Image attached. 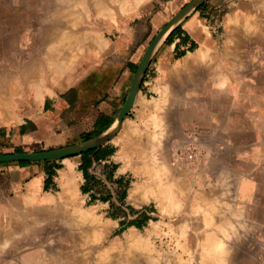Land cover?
<instances>
[{"label": "crops", "instance_id": "0c3cea01", "mask_svg": "<svg viewBox=\"0 0 264 264\" xmlns=\"http://www.w3.org/2000/svg\"><path fill=\"white\" fill-rule=\"evenodd\" d=\"M98 1L95 0L94 21L101 19L97 17L101 11ZM182 1L127 0L122 5L124 9L110 17L119 21L112 26L116 36L110 44L103 45L101 32L95 30L94 39L88 41L85 32L58 35L49 41L44 51L51 54L47 56L52 57L56 66H43L46 70L43 68L45 71H39L36 77L33 65L29 72L24 70L13 76L9 86L0 90V153L17 148L53 149L83 141L88 133L92 138L96 136L94 132L108 128L125 100L134 64L151 31ZM16 2L17 17L23 19L20 26L28 20L33 33L37 29L32 21L36 22L38 17V0ZM261 2L208 0L211 13L222 10L218 32L207 25L199 10L188 14L180 23L196 43L195 48L175 58L174 42L159 46L151 62L154 74L144 81V89L151 95L147 97L139 91L136 97L143 104L134 101L131 108H142L140 137L135 139L140 138L141 142L144 191L140 198L138 193L131 194L134 186L130 187L126 199L155 210L146 213L158 217L161 243V230L169 232L163 236V242L173 246L174 260L180 264H264ZM6 3L0 0V27L7 18ZM250 21L255 27H242ZM16 30L26 33L28 28ZM69 34L81 36L68 39V44L53 45ZM151 117L157 118V125L149 123ZM113 145L116 144L107 141L96 147L111 153L93 161L90 173L95 164L118 161L119 150ZM135 155L133 148L126 150L128 162ZM80 162V154L54 162H0L1 251L9 242L14 245L12 258H22V229H35V223H39L36 216L52 213L54 193L60 196L59 192H64L70 176L75 178L77 193L80 192L79 186L84 182L78 169ZM48 176L52 182L44 189ZM112 176L117 177L118 172L113 171ZM83 194L89 197V191ZM212 202L217 208L213 211L208 209ZM153 224L149 219L143 234L149 237L154 232ZM36 236L37 233L29 234L25 242L34 243ZM219 243L226 249L221 257L226 259L223 262H219L215 249H206V245ZM42 248H33L29 254L35 250V254L42 253Z\"/></svg>", "mask_w": 264, "mask_h": 264}, {"label": "rangeland", "instance_id": "374dc122", "mask_svg": "<svg viewBox=\"0 0 264 264\" xmlns=\"http://www.w3.org/2000/svg\"><path fill=\"white\" fill-rule=\"evenodd\" d=\"M16 1L19 0H6L7 18L5 22H1L0 27V90H5L9 86L8 84L10 83L11 78L17 76L18 73L23 72L24 70H28L27 72H29V69L33 65H42L47 55H51L44 51L47 48L46 45L49 44V41L55 38V36L65 35L70 32H85L88 41V38H93L92 33L95 30L96 32H101L103 45L106 43L110 44L111 40H114L116 36V31H114V29L112 30V26L119 22L114 19L111 20L110 17L115 16L114 13L117 10H123L124 8L122 5L125 6L127 0H99L98 2H100L99 5H101V11L99 10L97 12V17L101 19H97L96 21H94L95 0H38L36 13L38 17L36 22L32 21L34 27H37V29H34L33 33H30L29 31L28 20L25 21L26 25L20 26L23 19L21 20L17 17V13L14 9V4L17 3ZM188 1L189 0H184L179 5L175 6L166 18L159 23L158 27L151 31L148 42H146L143 48V52L138 55L139 57L134 64V73L153 36L166 23V21ZM207 2L208 0H205L201 3L203 6L198 8L201 5L200 4L195 10H199L200 16L205 18L207 25L218 32L221 28L220 21L222 10L211 13V10L207 6ZM27 7L29 8L30 6ZM66 10L68 11L65 12ZM68 14H76L73 15L75 16V19H69L68 17L70 15ZM178 25L181 26V23ZM254 25L256 24L254 23ZM23 26L28 28L26 33L17 32L16 29L20 27L23 28ZM181 28L185 31L182 26ZM175 41H177V38L173 42L175 43ZM163 44H165L164 41L159 46H162ZM156 52L152 55L139 86V91H142L143 95L146 94L147 97H149L151 93L145 91L144 81L148 80L154 74L151 62L154 60ZM44 71L45 70H42L39 73ZM39 73L33 75L37 77L39 76ZM136 96L134 101H138L139 99V97ZM140 100L139 102H141ZM137 103L138 102L135 104ZM140 108L141 107L139 106H135L133 110L130 109L127 116L124 118L129 123L135 125V128L138 129V133L134 134L132 139L125 140L123 138L124 131L122 130L123 119L121 128L118 130L120 134L123 133V137L121 138L117 131L108 140L116 144L113 145V148L119 150L117 153V157L119 158L118 161H111L107 165L95 164L91 169L92 173L90 174L94 177L95 181L93 182V191L92 193H89V197L84 196L83 192L80 190V186V192H76L77 195L75 193L73 198H69L65 192L60 191V196L58 195V192H55L54 195L56 197L52 202V213L43 214L42 216L39 214V217L36 216L41 222L39 220V223H35V229H22V258L20 260L12 258L14 245L7 242L3 251H1L2 248L0 250V264H38L46 262L45 260L49 257L50 259L54 257L52 260L55 259L54 262L58 263L61 261V257L65 256V254H69L70 256V258L64 260L65 264H180V261L174 260L173 246L167 245L163 242V236L167 235L169 232L165 233V230H161L163 240L161 243L158 235V217L146 213L155 210L152 207L148 208V206L142 205L141 203L133 204L132 201H127L126 199V191L128 188H133V186L137 184L142 186L141 142L140 138H137V140L135 139L136 137H140L141 132L140 128L143 117ZM150 119L151 125H157V118L151 117ZM129 148H133L137 155L128 162L125 155L126 150ZM112 165L117 167L114 171L118 172V176H112L110 178L108 177V171L111 169ZM51 172L49 173L51 174ZM116 179L118 181H116ZM47 181L52 182L51 176L47 177ZM152 186L153 185H151V187ZM154 187L150 190H154ZM122 193H124V198H121ZM91 195H95L97 198L92 199ZM104 196L108 198L106 201L101 199ZM138 201L140 202V200ZM91 206H96L95 213L96 215H99L100 218H98L100 222H98V220H91V222L87 221L89 219H85L86 221L84 220L82 210ZM144 208H146V211H144ZM114 213L117 214L118 217L114 218ZM145 213L149 216V219L154 221L152 229L154 232L149 237L143 234L144 228L147 227L149 220L141 227L129 225L130 220L140 219ZM202 214L204 216V213ZM80 215L84 221H81L82 218ZM196 216L198 215L196 214ZM79 218L81 219L79 220ZM106 220H108V225L102 223V221L105 222ZM77 221L82 223L81 227H84V230L81 229V231L83 232L78 231L80 224L79 226L76 225L78 223ZM93 222H95L96 225L95 223L93 224ZM100 225H103L101 229H104V231L101 234H98L96 231L97 228L101 227ZM93 227H96V230ZM31 233H37V236L34 243L29 244L26 243L25 240L27 241L26 236H29ZM95 233L96 236L94 235ZM129 236L134 239V241L131 239L133 242L129 241ZM137 237L140 239H137ZM111 241L115 243V247L112 246L105 255H103L102 252L99 259L97 250H100L101 252L106 246L110 245L109 242ZM45 245L60 247L63 252L58 255H52L50 249L49 252H47V255L42 253L35 254L37 253V250H35L34 254H29V251L33 248H41L45 247ZM133 247L135 249H133ZM206 247L208 248V245H206ZM39 250L40 252L42 251L41 249ZM55 251L57 252L58 250L55 249ZM160 253L162 254L160 255ZM3 257H5L4 260ZM163 258L165 259L163 260ZM186 263L188 264L189 262Z\"/></svg>", "mask_w": 264, "mask_h": 264}, {"label": "water", "instance_id": "95a60500", "mask_svg": "<svg viewBox=\"0 0 264 264\" xmlns=\"http://www.w3.org/2000/svg\"><path fill=\"white\" fill-rule=\"evenodd\" d=\"M204 1L205 0H189L175 14H173L166 21V23L156 32V34L153 36L148 46L146 47L139 61L125 100L121 105L114 122L108 128H106L104 131L92 138L53 149L40 151L3 152L0 153V162H35L56 160L87 152L93 148L99 147L102 144L106 143L121 128V122L123 121V118L127 116L129 110L133 106L135 93L139 91L140 82L143 79L144 73L147 69L152 55L155 53L159 45L164 41L168 33Z\"/></svg>", "mask_w": 264, "mask_h": 264}, {"label": "bare ground", "instance_id": "6f19581e", "mask_svg": "<svg viewBox=\"0 0 264 264\" xmlns=\"http://www.w3.org/2000/svg\"><path fill=\"white\" fill-rule=\"evenodd\" d=\"M262 2H261V7L264 9V0H261ZM99 3L100 2H97V4L99 5ZM82 4V3H81ZM68 10H66L65 12H67ZM73 12V11H72ZM74 13V12H73ZM254 14V13H253ZM68 15H70V14H68ZM73 15H76V14H73ZM73 15H70L68 18L69 19H71V20H74L75 19V16H73ZM67 16V15H66ZM65 16V17H66ZM60 20V19H59ZM241 23V22H240ZM250 23V24H249ZM243 25V27L246 29H252L253 27H255V25H254V23H251V21L250 22H245L244 24H242ZM239 26H241V24L239 25ZM93 34V33H92ZM94 35V34H93ZM81 35L79 34V35H77V36H74V34H69L68 35V37L67 38H65V39H58V40H56L55 41V43L53 44V45H56V47H57V45H61V44H68V39H71V38H75V39H77L78 37H80ZM163 38V37H162ZM94 39V38H93ZM103 39V38H102ZM162 40V39H161ZM160 40V41H161ZM97 41V40H96ZM159 41V42H160ZM101 42V41H100ZM104 42V41H103ZM102 43V42H101ZM101 46H103V45H101ZM105 48V47H104ZM71 58V57H70ZM205 58V57H204ZM203 59V58H202ZM43 66L44 67H46V68H48V69H51L52 67H54V66H56V62L52 59V57H50V56H47L46 58H45V60L43 61V64L42 65H39V64H36V66L34 65V70H36V72L38 73L39 71H42V69H43ZM46 70V69H45ZM52 75V74H51ZM192 76V75H191ZM168 91V90H167ZM136 94L137 93H135V96H136ZM38 96V95H37ZM139 97V96H138ZM134 99H135V97H134ZM139 100V99H138ZM137 101V100H136ZM141 101V100H140ZM175 101V100H174ZM133 102H134V100H133ZM142 102L143 101H141L140 103L142 104ZM166 102V101H165ZM146 104H148V103H145L144 105L145 106H147V108H151V106H149V104L148 105H146ZM168 105V104H167ZM149 106V107H148ZM142 109V108H141ZM164 110V109H163ZM171 112V111H170ZM146 117V116H145ZM161 117V116H160ZM159 118V117H158ZM124 119V118H123ZM150 119V118H149ZM151 120V119H150ZM166 121V120H165ZM171 121V120H170ZM148 122H149V120H148ZM122 123V122H121ZM150 124H151V122H149ZM123 125H122V130L124 131H121V132H123L124 133V137H123V133L122 134H120V132H119V136H121V138L123 137L125 140L127 139H132V136L134 135V134H137L138 133V129H136L135 128V125L133 124V123H129L128 121H126L125 119H124V121H123V123H122ZM162 124V123H161ZM115 125H116V122H115ZM169 125V124H168ZM171 128V127H170ZM169 129V128H168ZM174 129V128H173ZM118 134V133H117ZM148 138H149V136H148ZM151 138V137H150ZM145 139H147V138H145ZM152 139H153V137H152ZM150 140V139H149ZM146 141V140H145ZM167 141V140H166ZM146 144V143H145ZM164 144V143H163ZM166 145V144H165ZM163 148V147H162ZM149 152V151H148ZM156 155V154H155ZM163 155V154H162ZM168 156V155H167ZM165 158V157H164ZM169 158V157H168ZM158 159V158H157ZM160 159V158H159ZM162 160V159H161ZM166 162V161H165ZM174 162V161H173ZM168 163V162H167ZM177 163V162H176ZM125 164V163H124ZM160 164V163H159ZM167 165V164H166ZM159 167V166H158ZM168 168V167H167ZM169 169V168H168ZM177 169V168H176ZM201 172V171H200ZM159 173V172H158ZM167 173V172H166ZM165 173V174H166ZM164 174V173H163ZM172 177V176H171ZM184 180V179H183ZM230 180V179H229ZM153 182H151V184H150V186L151 185H153L152 184ZM175 183V182H174ZM143 184V183H142ZM182 184V183H181ZM156 186V185H155ZM169 186H170V184H169ZM176 186V185H175ZM186 186V185H185ZM142 186L141 185H139V184H137V185H135L134 186V188L131 190V194H133V193H138L140 196V198H141V192H143L144 191V189L143 188H141ZM181 187V186H180ZM148 188H146V191H148L147 190ZM184 189V188H183ZM217 189V188H216ZM153 190V189H152ZM152 190H150V191H148V192H151ZM201 190V189H200ZM199 190V191H200ZM145 191V192H146ZM64 192H65V194H68V197L70 198H73L74 197V195H75V193L77 192V189H76V186H75V179H74V177L73 176H70L69 178H68V180H67V182H66V186H65V190H64ZM144 192V193H145ZM169 192V191H168ZM167 192V193H168ZM224 192V191H223ZM129 193H130V191H129ZM143 193V195H145ZM134 194V195H135ZM195 195V194H194ZM224 195V194H223ZM133 196V195H132ZM137 196V195H136ZM203 196V195H202ZM204 197H206V195L204 196ZM158 198V197H157ZM208 199L207 200H209V198L211 199V197H207ZM146 199V198H145ZM160 199V198H159ZM201 199V198H200ZM134 200H136V199H134ZM140 200V199H139ZM204 200H206V199H204ZM206 200V201H207ZM220 200V199H219ZM136 201H138V200H136ZM198 201V200H197ZM200 201V200H199ZM158 202V201H157ZM162 202V201H161ZM205 203V202H204ZM220 203V202H219ZM160 205L161 204H163V203H159ZM198 204V203H197ZM210 204V203H209ZM221 204V203H220ZM219 205V204H218ZM202 206V205H201ZM220 206V205H219ZM95 207L96 206H91V207H88L87 209H84V210H82V216H83V218H84V220L86 219H89V220H87V221H90L91 222V220L92 221H94V220H98V222H100L99 221V215H96V213H95ZM176 207V206H175ZM206 207H207V205H206ZM216 207V205L212 202L211 204H210V207L208 208V209H210V210H215V209H217V208H215ZM218 207V206H217ZM227 208V207H226ZM220 209V208H219ZM80 210H81V208H80ZM167 210V209H166ZM209 210V211H210ZM220 210H222V209H220ZM168 211V210H167ZM191 211H193V210H191ZM226 211V210H225ZM78 212H81V211H78ZM190 212V211H189ZM195 212H197V210L195 211ZM78 214H80V213H78ZM81 216V215H80ZM82 216H81V218H82ZM39 217V216H38ZM73 217V216H72ZM77 217H78V215H77ZM97 217V218H96ZM99 217V218H98ZM37 218V217H36ZM81 218H79V220L81 219ZM83 218L81 219V221L83 220ZM73 219V218H72ZM40 220V219H39ZM83 220V221H84ZM85 220V221H86ZM108 220H106L105 222L104 221H102V223H105L106 225H108V222H107ZM78 223L76 224V225H78L79 226V224H80V229L78 228V231L80 232L81 231V229L82 230H84L82 227H81V224L82 223H80V221H77ZM90 222H88V223H90ZM97 222V221H96ZM97 222V223H98ZM107 222V223H106ZM233 222V221H232ZM83 223H85V222H83ZM95 222H93V224H94ZM99 224V223H98ZM235 224V223H234ZM95 225H96V223H95ZM94 225V226H95ZM236 225V224H235ZM83 226V225H82ZM101 226V225H100ZM103 226V225H102ZM102 226L100 227V228H97V233L98 234H101L103 231H104V229H101L102 228ZM97 227H99V226H97ZM94 228V227H93ZM96 228V227H95ZM94 228V229H95ZM104 228H105V226H104ZM39 229V228H38ZM69 230V229H68ZM73 230V229H72ZM75 230V229H74ZM90 230V229H89ZM96 230V229H95ZM76 231V230H75ZM81 232H83V231H81ZM76 233H78V232H76ZM95 236H96V233L94 234ZM132 235V234H131ZM48 236V235H47ZM134 236H135V233H134ZM97 237H98V235H97ZM131 236H129V238H130ZM128 238V237H127ZM47 239H48V237H47ZM116 239V238H115ZM125 239V238H124ZM131 239L132 238H130L129 239V241L130 242H133L134 241V239H132L133 241H131ZM136 239V238H135ZM137 239H140V238H138L137 237ZM228 239V238H227ZM220 242V241H219ZM222 242V241H221ZM51 243V242H50ZM118 243V242H117ZM222 243H224V242H222ZM109 244L110 245H108V246H106L101 252H100V250H97L98 251V258L100 259V256H101V253L103 254V255H105L106 253H107V251L110 249V248H112V246H114V242L113 241H111V242H109ZM138 244V243H137ZM41 246V245H40ZM131 246V245H130ZM115 247V246H114ZM150 247V246H149ZM208 247H212V249H215V252L216 253H218L219 254V262H223V261H226V259L225 258H221L222 257V253L223 252H225V246L223 245V244H218V245H216V246H210V245H208ZM207 248V247H206ZM51 249V254L52 255H55V254H61L63 251H62V249L60 248V247H55L54 245H45V247H43L41 250V252H42V254H45V255H47V252H49V250ZM55 249H57L58 251L56 252L55 251ZM132 249V248H131ZM133 249H135L134 247H133ZM163 250V249H162ZM170 250V249H169ZM142 251V250H141ZM162 252V251H161ZM165 252V251H164ZM229 252V251H228ZM145 253H146V251H145ZM194 253V252H193ZM162 253H160V255H161ZM176 254V253H175ZM44 255V256H45ZM146 255V254H145ZM159 255V254H158ZM165 255V254H164ZM43 256V257H44ZM167 256V255H166ZM157 257V256H156ZM160 257V256H159ZM170 257V256H169ZM45 258H46V256H45ZM54 257H52L51 259H50V257L49 258H47V260H45L46 262H44V263H38V264H65L64 262V260L65 259H68V258H70V256H69V254H65V256H63V257H61L62 259H61V261L60 262H58V263H56V262H54V260H52ZM161 258V257H160ZM165 258H163V260H164ZM167 259V258H166ZM85 262H86V260H85ZM231 263V262H230ZM19 264V263H18ZM37 264V263H36ZM80 264V263H79ZM156 264V263H155ZM229 264V263H228Z\"/></svg>", "mask_w": 264, "mask_h": 264}, {"label": "trees", "instance_id": "16d2710c", "mask_svg": "<svg viewBox=\"0 0 264 264\" xmlns=\"http://www.w3.org/2000/svg\"><path fill=\"white\" fill-rule=\"evenodd\" d=\"M203 6V4H201L198 8H201ZM177 38V41H175V45H174V57H180L182 55H184L187 51H191L194 49L195 47V43L189 38L188 34L181 28V26L177 25L175 26L166 36L164 42L165 44H170L172 43L175 39ZM135 70V66L134 69ZM100 131H96L94 132V135H97V133H99ZM91 133H88L86 135L83 136V139H89L91 138ZM22 151L21 149H15L14 152H20ZM111 152L107 153L105 151H101L99 148H94L91 149L87 152H83L80 154L81 156V162L78 165V169L82 171L83 174V178H84V182L83 184L80 185V190L83 193H86L89 191V193H92V188H93V182L95 181L94 177L90 174L89 172V168L92 165L93 161H97L99 158L101 159L103 156H105L106 154H110ZM54 160H46L43 162H53ZM30 161H20L19 163L21 164H25V163H29ZM53 167H56L53 166ZM114 169H116V166L112 165L111 169L108 171V177H112L113 171ZM116 181H118L116 179ZM51 183L50 181H47L46 184H44V189H47V185ZM91 191V192H90ZM92 199H96L97 197H95V195H91ZM121 198H124V193H122ZM103 201H106L108 198L107 197H102L101 198ZM144 211H146V208H144ZM118 217L117 214L114 213V218ZM149 220V216H147V214H143V217H141L140 219H133L129 221V225H134L136 227H141L143 226L145 223H147V221Z\"/></svg>", "mask_w": 264, "mask_h": 264}, {"label": "built area", "instance_id": "2783aa9c", "mask_svg": "<svg viewBox=\"0 0 264 264\" xmlns=\"http://www.w3.org/2000/svg\"><path fill=\"white\" fill-rule=\"evenodd\" d=\"M189 157H191V155H189Z\"/></svg>", "mask_w": 264, "mask_h": 264}]
</instances>
